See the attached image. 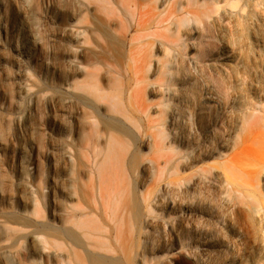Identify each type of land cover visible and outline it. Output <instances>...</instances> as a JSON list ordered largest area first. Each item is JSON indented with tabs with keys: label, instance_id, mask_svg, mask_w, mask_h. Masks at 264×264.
Wrapping results in <instances>:
<instances>
[{
	"label": "rangeland",
	"instance_id": "1",
	"mask_svg": "<svg viewBox=\"0 0 264 264\" xmlns=\"http://www.w3.org/2000/svg\"><path fill=\"white\" fill-rule=\"evenodd\" d=\"M0 222V264H264V0H0Z\"/></svg>",
	"mask_w": 264,
	"mask_h": 264
},
{
	"label": "bare ground",
	"instance_id": "2",
	"mask_svg": "<svg viewBox=\"0 0 264 264\" xmlns=\"http://www.w3.org/2000/svg\"><path fill=\"white\" fill-rule=\"evenodd\" d=\"M101 31H102V33H103V35L105 37V41H106V45L103 46V51L104 52H106L108 50H110L111 52L115 51V48L117 47V42L115 41V39L111 35V33H110L109 29L107 28V26L105 25V23H103V25L101 26ZM76 155L77 156H80V153L77 152ZM63 159L65 160L66 163H70V162L73 161V159H74V153L70 149V147H68V148H66L64 150ZM101 192H102V200L107 199L109 203H110V201L112 203L114 200L118 199L119 197L125 198L124 195H123V193H122V191L121 190H118V189H115L114 191L105 192L104 189H103V187H102V191ZM124 207L125 208L129 207V205H128L127 202H124ZM125 212H126L125 209L123 211H120L119 212V215L117 216V219L116 220H118V219H120V220L121 219L122 220L125 219ZM25 218H28V216L25 215ZM79 219H80V217L78 215H74L73 216V215H69L67 213L66 218H65V223L66 224H74L75 227H79V229H81L82 226H81V224L79 222ZM0 228H1L2 231H5V232H9L12 229V227L9 226L5 222H0ZM72 233H73L72 236L74 238H77L79 236L78 233H77V231L76 232H72ZM29 236H31L34 239L36 238V236L34 234H32V233H29ZM3 252H4L6 258H9L10 257L9 247L4 246Z\"/></svg>",
	"mask_w": 264,
	"mask_h": 264
}]
</instances>
